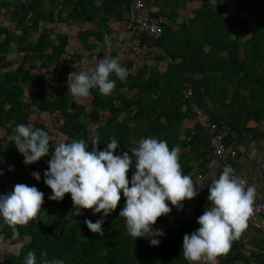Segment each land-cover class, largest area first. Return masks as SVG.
<instances>
[{"label": "trees", "instance_id": "trees-1", "mask_svg": "<svg viewBox=\"0 0 264 264\" xmlns=\"http://www.w3.org/2000/svg\"><path fill=\"white\" fill-rule=\"evenodd\" d=\"M193 2L147 1L152 7L151 17L163 21L165 32L155 39L143 34L136 46L144 47L156 62L165 57L170 62L164 72L146 61L134 70L131 60L120 63L128 70L126 79L110 76L116 80V87L108 96L91 90V107L86 111L64 94L71 83L69 64H78L82 54H71L69 35L56 32L54 27L70 22L91 24V28L77 32V38L84 51L93 52L111 34L114 23H123L125 32L133 37L132 31L126 29L130 1L0 0V170L4 172L0 176V194L12 191L19 183L34 185L45 194L42 212L29 223L15 226L18 237L13 236L11 226L0 220V245L4 241L16 245L3 254L0 264H23L29 251L36 253L37 264L53 258L64 264L189 263L181 255L183 236L198 229V211L193 223L180 224L174 230L167 225L172 212L159 217L154 228L165 235L158 237L159 246H150L147 239H135L127 233L125 219L119 217L125 203L121 193L117 209L105 219L101 237L92 233L84 220L95 222L102 213L93 215L91 209H83L82 215L72 216L70 193L62 201L49 200L52 192L43 182V171L48 169L50 156L26 166L16 150L15 138L8 135L18 124L43 129L49 134L51 153L55 135L42 122L29 121L30 110L35 108L54 114L65 141L84 139L89 151L94 140L99 139L98 148L103 150L110 138L120 144L115 154L138 146L140 139L147 137L167 141L170 149L178 145L182 150L181 168L189 174L192 154L204 157L210 151L206 130L196 123L185 127L194 121L193 104L202 106L219 129L227 130L228 136L246 132L249 119L260 122L264 116V0H200L186 18L187 6ZM6 13L14 28L2 24ZM13 47L17 61L6 57ZM161 51L163 55H158ZM95 57L99 63L106 57L117 58V54L98 50ZM36 62L44 70L58 68L56 86L47 85L44 75L35 74ZM25 88L32 90L29 100L25 99ZM188 89L190 99L185 97ZM90 125L96 126L94 132ZM200 147L203 152L198 154ZM33 171L40 173V181L33 178ZM133 171L134 165L127 174L129 180ZM237 247L232 242L224 253L227 260L247 262L236 252ZM17 250L20 256L14 254ZM41 252L47 256L41 257Z\"/></svg>", "mask_w": 264, "mask_h": 264}, {"label": "clouds", "instance_id": "clouds-1", "mask_svg": "<svg viewBox=\"0 0 264 264\" xmlns=\"http://www.w3.org/2000/svg\"><path fill=\"white\" fill-rule=\"evenodd\" d=\"M113 74L120 81L126 79V69L117 58L111 57H106L90 71L72 72L68 76L71 77L68 95L87 98L91 90L97 89L108 96L116 87V80L110 79ZM108 141L106 148L100 150L101 142L94 140L91 151L84 139L53 143L54 150L50 153V137L45 130L18 124L15 135V147L26 166L50 156L43 181L52 192L49 200L62 201L70 193L72 216L82 215L83 209H91L93 215L102 213L100 219L95 222L85 219L84 224L92 233L103 237L105 219L117 209L122 193L125 203L119 217L125 219L127 233L135 239H147L150 246H159L158 237L165 234L154 225L159 217L171 213L172 207L166 201L177 210H183L182 202L195 198L207 178L193 180L189 174H184L179 162V146L170 149L165 140L142 138L138 146L122 154H115L120 145L115 138ZM133 165L129 180L127 174ZM2 175L4 172L0 170ZM31 175L41 180L39 172L33 171ZM207 190L209 205L197 218L198 229L183 236L181 255L189 264L201 261L215 264L217 256L227 253L232 242L248 227L247 221L253 213L256 189L246 186L232 168L223 166L219 174L210 179ZM44 195L36 186L24 183L0 194V220L13 228L14 237L19 236L16 225H25L42 212ZM14 254L20 256L21 251ZM46 256V252H41V257ZM23 264H37L36 253L29 251ZM41 264H64V261L43 259Z\"/></svg>", "mask_w": 264, "mask_h": 264}, {"label": "crops", "instance_id": "crops-1", "mask_svg": "<svg viewBox=\"0 0 264 264\" xmlns=\"http://www.w3.org/2000/svg\"><path fill=\"white\" fill-rule=\"evenodd\" d=\"M188 8L189 7L187 6V10H189ZM187 16L188 17H185L189 18L191 16V10L188 11ZM117 24L118 23H114L112 25L111 34L99 43L98 46L108 47L107 42H110L109 38H111L115 32L117 33ZM168 24L172 28L175 27L173 24ZM126 34L129 35L127 32ZM10 53L7 54L6 57L9 60H12L9 58ZM158 55H163L162 51L159 52ZM147 56L150 57V59H147L146 62L151 65H156L161 72L165 71L170 62V59L166 57L163 60L156 62L153 59L154 56ZM127 72L128 70L126 73ZM242 93L246 94L245 91ZM193 123L195 122H187L185 127L190 128ZM246 128L248 129L246 132L230 134L228 141L229 145H231L237 152V157L234 163L235 170L246 177L248 182L247 185L255 187L254 201L264 203V116L260 122H255L254 120L249 119L246 122ZM181 138H183V136H181ZM180 152H182V150ZM202 152V147L198 148L197 153L200 154ZM184 153H186V150H184ZM192 155L194 157L191 159L190 165L192 167L191 169H196V173L191 174L190 171L189 175L193 180L204 178H207V180L204 181V188L199 191L195 198L182 202L183 210H177L175 206H172L170 202L166 201V203H169V206L172 207V214L167 221L168 227L172 230L177 228L180 224L193 223L195 221L196 211H198V214L200 215L203 214L205 207L209 205L207 200L209 194L207 185L210 183V179L217 176L223 167L222 159L215 157L211 149L204 157H200L196 153ZM233 243L238 245L236 252L240 253L247 262L239 259L228 261L225 254H220L217 256L215 264H264V232L248 226L242 232L241 236L233 241ZM198 264H207V262L201 261L198 262Z\"/></svg>", "mask_w": 264, "mask_h": 264}, {"label": "rangeland", "instance_id": "rangeland-1", "mask_svg": "<svg viewBox=\"0 0 264 264\" xmlns=\"http://www.w3.org/2000/svg\"><path fill=\"white\" fill-rule=\"evenodd\" d=\"M200 0H194L193 3L188 5V9L191 10L193 7H197ZM187 10V11H189ZM186 17H188L186 15ZM165 20V19H164ZM168 23L167 20H165ZM2 24L7 25L9 27L13 28V24L8 20V14H4L2 16ZM92 25L85 24V23H77V22H70L66 26H55L56 32H65L70 37V48H72L70 51L71 54L74 53H81L82 59L79 61L78 64H69V67L71 68L72 72H78L80 70L90 71L98 65V60L96 59L95 55L98 50H102L104 53L109 54L110 52H115L117 54V59L119 60V63L123 64L126 60H131L133 62V69H136L138 66L143 64L147 59H150V57L146 54V49L144 47H137L133 44V38L130 37L125 32L124 24L120 23L117 24L116 29L117 33L115 32L114 35H112L111 38H109L110 42H107V46H98L93 52L84 51L82 48L81 43L79 42L77 38V32L91 28ZM39 29H43L42 23L39 25ZM90 42H93V39H90ZM108 48V49H107ZM21 56V54H19ZM9 58L12 59V61L18 60V54L16 53L15 47H13V50L11 51ZM37 63V70L35 71V74L44 75L46 78V84L47 85H54L57 84L56 81V75L58 72V68L56 66H52L48 70H44L39 67V63ZM15 66V65H14ZM127 71V70H126ZM70 84V82L68 83ZM68 84L65 88L64 94L66 96L71 97L74 101H76L78 104H81L84 106L86 111L90 110V100L91 97L87 98H74L71 95H68ZM32 94V90L30 88H25V99L29 100V97ZM29 113V121L31 124L34 122H42L51 132L55 135V141L56 144L60 142H64L65 138L62 136L59 131L58 127L59 125L56 123L54 114H48V113H41L40 111L36 110L35 108H32ZM96 126L90 125L89 129L94 132V128ZM16 130H14L12 133L8 135V137L15 138ZM17 150V149H16ZM18 151V150H17ZM47 169H44L43 171V177L44 172ZM49 194V193H48ZM0 237V242H1ZM16 245H11L8 241H4L3 244L0 245V260L2 259V256L5 252L9 251L10 249H15Z\"/></svg>", "mask_w": 264, "mask_h": 264}, {"label": "built area", "instance_id": "built-area-1", "mask_svg": "<svg viewBox=\"0 0 264 264\" xmlns=\"http://www.w3.org/2000/svg\"><path fill=\"white\" fill-rule=\"evenodd\" d=\"M129 1L130 13L126 29L132 31L133 44L138 45L140 43V36L143 34L147 35L150 39L160 37L165 32V28L162 25L163 21L155 20L151 17V8L147 4L148 0ZM191 94V89H188L185 97L190 99L192 97ZM192 113L195 123L208 132L210 149L213 155L222 159L223 166L232 168L235 176L244 180L247 186L246 177L235 170L234 163L237 152L231 145L226 143L229 137L227 130L219 129L218 125L212 121L202 106L193 104ZM194 173H196V169H191V174ZM247 223L251 228L264 232V203L253 201V213L250 215Z\"/></svg>", "mask_w": 264, "mask_h": 264}]
</instances>
